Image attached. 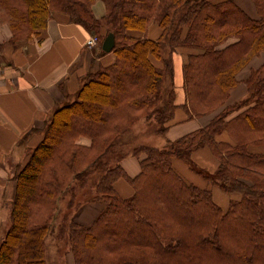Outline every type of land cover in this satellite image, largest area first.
Masks as SVG:
<instances>
[{
	"label": "trees",
	"instance_id": "obj_1",
	"mask_svg": "<svg viewBox=\"0 0 264 264\" xmlns=\"http://www.w3.org/2000/svg\"><path fill=\"white\" fill-rule=\"evenodd\" d=\"M99 1L107 13L97 19ZM251 1L257 19L236 0H0L11 44L37 38L55 15L101 42L110 32L116 39L114 62L87 75L17 167L0 264H48L51 237L66 241L75 264H264V64L243 81L248 96L227 104L239 74L264 52V0ZM151 24L162 31L157 40L147 38ZM181 106L190 118L213 116L163 148L128 150L139 122L165 136ZM203 149L215 171L194 159ZM129 155L140 161L133 178L121 165ZM176 159L205 187L177 172ZM121 178L134 190L128 198L115 189ZM74 185L87 198L67 203ZM91 203L102 205L95 220L77 222Z\"/></svg>",
	"mask_w": 264,
	"mask_h": 264
},
{
	"label": "crops",
	"instance_id": "obj_2",
	"mask_svg": "<svg viewBox=\"0 0 264 264\" xmlns=\"http://www.w3.org/2000/svg\"><path fill=\"white\" fill-rule=\"evenodd\" d=\"M236 2L249 16L257 19L256 8L251 0ZM98 3L100 2L96 4ZM102 12L105 13L104 8L98 9L99 18ZM161 34V29L151 24L147 38L157 40ZM90 36L91 32L84 26L71 23L62 15H55L37 38L11 44V31L7 26L0 25V43L5 44L2 51L4 63L0 67V202L11 200L13 203L16 193V169L23 163L29 146L34 145L40 138L54 111L77 93L89 73L114 62V54L103 53L101 46H86ZM263 64L264 60L254 58L239 74L241 83L232 92L227 104L242 101L248 96L243 81L248 78L252 69H257ZM180 70L181 67H177V100L182 104L185 94L180 87ZM212 116L190 118L182 106L178 107L164 137L170 143L175 142L205 127ZM223 139L228 141L225 136ZM83 143L89 142L85 139ZM193 157L201 167L216 170L218 161L208 149L197 151ZM121 165L130 178L141 172L140 161L135 156H128L121 161ZM174 168L190 182L205 187L203 179L190 172L181 161L174 160ZM115 189L123 198H128L134 193L131 185L122 178L115 183ZM218 199L224 198L218 196ZM101 210L100 203L85 204L74 218L77 222L89 226Z\"/></svg>",
	"mask_w": 264,
	"mask_h": 264
},
{
	"label": "rangeland",
	"instance_id": "obj_3",
	"mask_svg": "<svg viewBox=\"0 0 264 264\" xmlns=\"http://www.w3.org/2000/svg\"><path fill=\"white\" fill-rule=\"evenodd\" d=\"M99 2L100 3H98V5L95 4L93 6V13L97 19H100L98 17V16H100L98 14V9L104 8V10H105V13L102 12L101 18L103 16H105L107 13V10H106L104 3L102 1H99ZM97 14H98V16H97ZM255 58L257 60L258 59L264 60V52L260 56L255 57ZM155 130H156V124L155 123H153V126H152L146 120L139 122L134 127L133 132L130 135L129 141L132 143H131V145H129V147L130 146L131 147L130 148L128 147V150L132 149L134 145H137V146L138 145H147V146L162 148V146H166V145L170 144V142L167 141V138H165L164 136L156 135L154 132ZM159 187H160L159 184H158V186L156 185V189ZM86 189L87 188L81 189V188H79L78 185H74L72 187V190L69 193H67L66 198H64L65 201L68 203L74 196H76L74 199L76 204L83 201L86 197L85 193L86 194L88 193V190H86ZM220 200H223V202H222L223 204H220V205L225 206L227 199H220ZM0 203H1V205H0V239H2V237L4 236V233H5L6 227L8 225V222H9V216H10V212H11L10 209L12 206V202L10 200V201H4L3 203L2 202H0ZM83 206L84 205H82V207ZM65 207H66V209L64 211L62 210V217H63V214H66L69 212V209H67V206H65ZM77 212L74 215H76ZM58 229H59V226H58ZM65 244H66V241L65 242H58V241L54 240L52 237L48 238V240H47V261H48V264H75L71 250Z\"/></svg>",
	"mask_w": 264,
	"mask_h": 264
},
{
	"label": "water",
	"instance_id": "obj_4",
	"mask_svg": "<svg viewBox=\"0 0 264 264\" xmlns=\"http://www.w3.org/2000/svg\"><path fill=\"white\" fill-rule=\"evenodd\" d=\"M116 44V39L114 33L110 32L102 43L103 52L110 53L113 51Z\"/></svg>",
	"mask_w": 264,
	"mask_h": 264
},
{
	"label": "built area",
	"instance_id": "obj_5",
	"mask_svg": "<svg viewBox=\"0 0 264 264\" xmlns=\"http://www.w3.org/2000/svg\"><path fill=\"white\" fill-rule=\"evenodd\" d=\"M97 42V38L96 37H92L89 41H88V45L92 46ZM0 76H1V72H0Z\"/></svg>",
	"mask_w": 264,
	"mask_h": 264
}]
</instances>
